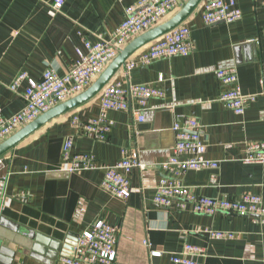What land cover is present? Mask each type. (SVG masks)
<instances>
[{
	"label": "crops",
	"instance_id": "0c3cea01",
	"mask_svg": "<svg viewBox=\"0 0 264 264\" xmlns=\"http://www.w3.org/2000/svg\"><path fill=\"white\" fill-rule=\"evenodd\" d=\"M137 0H64L59 11L53 0H0V107L5 117L24 105L26 82L10 84L21 72L39 79L47 67L59 75L76 61L83 40L95 42L125 18ZM264 0H235L241 18L232 23L205 25L195 11L190 27L193 50L184 56L158 59L134 67L127 79L119 70L114 79L149 84L164 92L146 102L144 120L136 122L129 110L108 111L113 121L105 140L75 134L72 112L82 119L99 114L97 99L66 113L27 137L4 156L0 176L10 172L6 195L0 202V264H56L67 255L76 237L96 220L116 226L117 260L122 264H170V256L185 242L200 246L203 264H264V223L251 217L219 212L204 215L153 202L162 170L160 163L175 143L173 123L193 117L206 144V156L219 167L189 170L182 182L198 195L240 198L260 195L264 205V164H245L243 144L264 141ZM172 16V15H171ZM169 16V17H171ZM168 17V18H169ZM166 18V19H168ZM235 67L245 95H256L242 114L220 101L224 86L216 70ZM66 136L73 137L71 156L88 153L96 162L113 164L121 149L136 153L144 169H133L127 199L100 186L102 169L69 172L61 157ZM217 182H209L212 173ZM235 233L231 239L210 237L208 230ZM147 241L149 246H146ZM150 251H159V256Z\"/></svg>",
	"mask_w": 264,
	"mask_h": 264
},
{
	"label": "built area",
	"instance_id": "2783aa9c",
	"mask_svg": "<svg viewBox=\"0 0 264 264\" xmlns=\"http://www.w3.org/2000/svg\"><path fill=\"white\" fill-rule=\"evenodd\" d=\"M186 0H137L125 9V18L106 38L98 36L95 42L83 40V49L77 48V59L62 75L55 68L47 67L39 79L27 76L25 72L16 75L11 84L15 90L23 81V107L14 114L5 117L0 107V142L22 128L36 117L83 92L100 75L106 66L118 55L119 51L132 39L153 28L177 12ZM64 0H53L52 7L59 11ZM264 4V1H263ZM202 22L212 25L219 22L232 23L241 18V10L235 0H202L198 8ZM190 27L184 22L178 27L146 44L127 59L121 74L125 79L137 66H145L158 59L171 56L188 55L193 50ZM216 77L224 86L220 101L236 114H242L247 104L256 99V95L242 93L235 67H223L216 70ZM264 85V72L261 75ZM163 90L149 84H134L121 79H111L95 99L99 107L96 117L82 119L79 112H72L69 122L75 134L95 140H105L113 121L108 111L129 110L130 101L139 104L132 111L136 122L144 120L143 110L151 98H162ZM199 123L193 117L177 119L172 130L175 143L171 154L159 165L162 170L153 196V202L163 208L189 210L204 215L219 212L234 213L251 217L253 221L264 223V205L260 195L244 193L240 198L210 197L196 194L182 182L184 173L189 170H216L219 160L206 156V144L201 138ZM73 137L66 136L61 149V157L69 172L102 169L104 171L100 186L115 197L127 199L131 193L133 169H144L136 153L130 148L121 149V158L113 164H101L88 153L71 156ZM244 154L238 160L245 164H264V141H250L243 144ZM4 165L0 157V169ZM10 172L0 176V202L6 195ZM209 182L215 185L217 175L213 172ZM118 228L107 221L96 220L76 237L75 244L67 255L58 257L56 264H122L117 260ZM210 237L231 239L236 235L229 231L208 230ZM149 246L147 241H144ZM159 256V251H150ZM204 255L200 246L185 242L181 251L170 256V264H203L197 257Z\"/></svg>",
	"mask_w": 264,
	"mask_h": 264
},
{
	"label": "water",
	"instance_id": "95a60500",
	"mask_svg": "<svg viewBox=\"0 0 264 264\" xmlns=\"http://www.w3.org/2000/svg\"><path fill=\"white\" fill-rule=\"evenodd\" d=\"M201 1L202 0H186L181 8L171 17L132 39L119 51L118 55L83 92L55 105L1 141L0 157L4 156L8 151L13 149L16 145L39 130L45 124L94 100L102 88L113 79L121 68H123L128 58L143 48L146 44L183 24L196 11Z\"/></svg>",
	"mask_w": 264,
	"mask_h": 264
}]
</instances>
